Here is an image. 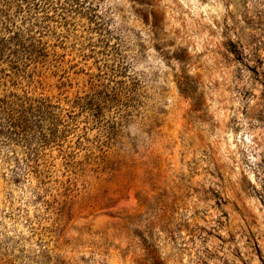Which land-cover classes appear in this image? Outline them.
Returning a JSON list of instances; mask_svg holds the SVG:
<instances>
[{"label": "rangeland", "instance_id": "374dc122", "mask_svg": "<svg viewBox=\"0 0 264 264\" xmlns=\"http://www.w3.org/2000/svg\"><path fill=\"white\" fill-rule=\"evenodd\" d=\"M0 14L40 42L0 99L77 113L1 131L0 264H264V0Z\"/></svg>", "mask_w": 264, "mask_h": 264}, {"label": "trees", "instance_id": "16d2710c", "mask_svg": "<svg viewBox=\"0 0 264 264\" xmlns=\"http://www.w3.org/2000/svg\"><path fill=\"white\" fill-rule=\"evenodd\" d=\"M2 18L3 16L0 14V33L2 34L0 38V59L5 56L7 63L11 66L13 77L17 78L20 70L36 63L35 41L38 45H40V42L35 40L34 37L24 38L30 31L26 33L23 30L12 32V26L6 25L4 20H1ZM70 109H73V107ZM53 111L57 112V118H65L70 121L77 118L75 111L70 110L64 113L61 108L47 99L18 101L14 95L0 99V133L5 128V131H11V134H13V131L18 130L27 123V119L43 120L48 118V115ZM89 111L95 112L92 109Z\"/></svg>", "mask_w": 264, "mask_h": 264}]
</instances>
